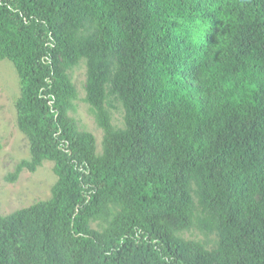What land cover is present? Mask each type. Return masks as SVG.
Here are the masks:
<instances>
[{"label":"trees","instance_id":"1","mask_svg":"<svg viewBox=\"0 0 264 264\" xmlns=\"http://www.w3.org/2000/svg\"><path fill=\"white\" fill-rule=\"evenodd\" d=\"M0 59L30 154L5 178L57 176L0 215V264H264V0H0Z\"/></svg>","mask_w":264,"mask_h":264},{"label":"rangeland","instance_id":"2","mask_svg":"<svg viewBox=\"0 0 264 264\" xmlns=\"http://www.w3.org/2000/svg\"><path fill=\"white\" fill-rule=\"evenodd\" d=\"M85 75L84 62L71 71L77 100L70 115L76 119L79 129L93 133L97 152H101L104 133L84 100ZM19 94L20 83L14 65L7 59H0V215L12 213L37 200L48 199L57 180L52 161H44L34 172L23 169L14 181L5 178L15 171L21 160L30 156L28 140L16 123L15 101ZM110 114L112 124L117 128L123 127L122 107L110 108ZM186 236L205 238L196 230L186 233Z\"/></svg>","mask_w":264,"mask_h":264}]
</instances>
